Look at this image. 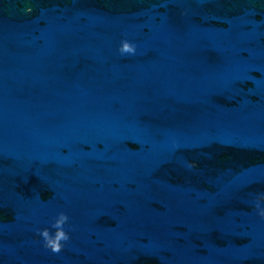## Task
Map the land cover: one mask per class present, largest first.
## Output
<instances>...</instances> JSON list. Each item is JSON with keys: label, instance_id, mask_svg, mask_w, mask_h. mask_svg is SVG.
Returning <instances> with one entry per match:
<instances>
[{"label": "clouds", "instance_id": "1", "mask_svg": "<svg viewBox=\"0 0 264 264\" xmlns=\"http://www.w3.org/2000/svg\"><path fill=\"white\" fill-rule=\"evenodd\" d=\"M30 11L31 9H26V12ZM118 51L121 56L135 55L136 46L127 40H122ZM261 199H264V197H261ZM256 208L259 209V215L264 217V209L260 208L259 200L256 203ZM68 219L69 217L61 212L51 224V228L55 229L54 233L50 232L47 228L38 230V235L42 238L44 247L49 249L53 254H59L63 250L64 245L70 240L68 232L65 231V225L67 224Z\"/></svg>", "mask_w": 264, "mask_h": 264}]
</instances>
